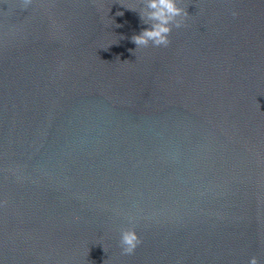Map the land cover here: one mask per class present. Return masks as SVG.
Instances as JSON below:
<instances>
[{"label":"water","instance_id":"water-1","mask_svg":"<svg viewBox=\"0 0 264 264\" xmlns=\"http://www.w3.org/2000/svg\"><path fill=\"white\" fill-rule=\"evenodd\" d=\"M179 3L0 0V264H264V0Z\"/></svg>","mask_w":264,"mask_h":264},{"label":"clouds","instance_id":"clouds-1","mask_svg":"<svg viewBox=\"0 0 264 264\" xmlns=\"http://www.w3.org/2000/svg\"><path fill=\"white\" fill-rule=\"evenodd\" d=\"M140 6V19L147 25L138 34L131 37L132 43L137 47H168L171 44L173 29L185 27V21L189 16L187 9L180 6L179 0H138ZM136 10L137 8L128 7ZM117 15H123L118 12ZM234 17L239 12H232ZM131 51V50H130ZM130 224L135 223L134 217H128ZM141 239L135 228H127L122 231L120 245L124 254H132L140 245ZM249 264H259L257 257H252Z\"/></svg>","mask_w":264,"mask_h":264}]
</instances>
